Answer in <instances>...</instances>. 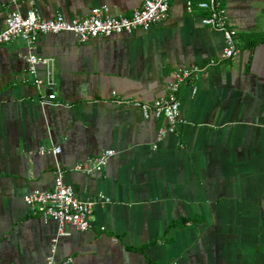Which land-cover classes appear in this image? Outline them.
Wrapping results in <instances>:
<instances>
[{
  "label": "crops",
  "instance_id": "0c3cea01",
  "mask_svg": "<svg viewBox=\"0 0 264 264\" xmlns=\"http://www.w3.org/2000/svg\"><path fill=\"white\" fill-rule=\"evenodd\" d=\"M143 1L0 0V30L13 11L69 19L106 6L130 15ZM186 1L173 0L147 31L84 43L39 34L31 50L54 59L59 104L40 105L23 40L0 47V264H46L57 224L31 216L23 197L50 190L58 168L79 200H109L93 206L88 231L66 229L59 262L264 264V0H225L240 51L200 74L195 94L180 87L179 122L160 142L162 118L113 101L112 92L151 102L175 69L221 55L222 33ZM55 146L56 156L38 154ZM109 149L116 154L100 174L71 171Z\"/></svg>",
  "mask_w": 264,
  "mask_h": 264
},
{
  "label": "built area",
  "instance_id": "2783aa9c",
  "mask_svg": "<svg viewBox=\"0 0 264 264\" xmlns=\"http://www.w3.org/2000/svg\"><path fill=\"white\" fill-rule=\"evenodd\" d=\"M173 0H144L130 15H112L107 7H93L81 17L66 18L58 13L51 18L40 17L33 8L25 13L11 12L5 26L0 30V47L12 39L19 38L28 46L25 56L27 72L32 77V83L39 91L40 105L59 104L57 101L56 69L53 58L40 57L31 49L36 38L41 33L58 34L70 32L81 43L93 38H108L113 35L131 33L135 30L147 31L154 24L165 20L169 16L170 5ZM225 0H199L186 1V11L192 12L194 7L203 9L207 13L200 17L201 24L218 30L223 35L224 48L221 55L211 58L202 65L193 64L175 69L172 79L166 85V93L151 102L138 99H125L114 95L113 101L120 105L137 107L141 110L144 120H160L166 126L157 132L156 142H160L164 135L173 133L179 122L180 98L179 89L188 84L192 87V94L197 91L196 80L202 73L219 65L222 61L233 59L239 53L235 35L236 29L230 24L225 7ZM42 69V74L40 73ZM157 145H153L156 149ZM61 153L59 146L40 148V156H56ZM114 150H104L99 155L87 158L75 164L71 171L85 176L100 174L115 156ZM64 170L58 168L50 190L34 191L23 197V202L31 216L44 220H52L57 224V235L51 240L46 264H72L73 258L68 257L62 261L56 260L57 244L61 237L69 234L70 228L78 232H86L91 228L92 208L100 201L108 203L103 196L90 201L79 200L73 188L64 182Z\"/></svg>",
  "mask_w": 264,
  "mask_h": 264
}]
</instances>
